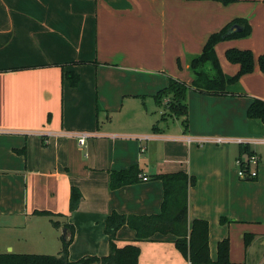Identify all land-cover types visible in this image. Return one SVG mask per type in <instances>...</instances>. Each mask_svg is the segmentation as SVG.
Instances as JSON below:
<instances>
[{
	"label": "crops",
	"instance_id": "crops-1",
	"mask_svg": "<svg viewBox=\"0 0 264 264\" xmlns=\"http://www.w3.org/2000/svg\"><path fill=\"white\" fill-rule=\"evenodd\" d=\"M237 17L246 19L249 34L219 41L214 50L226 77L239 65L225 50H251L252 71L226 84L222 95L189 87L187 127L169 139L185 146V158L156 171L140 167L146 180L110 189L108 170L125 168L129 143L147 134L105 131L112 128L107 119L129 112L126 102L153 96L170 76L190 85L188 57ZM262 54L264 0H0V253L56 254L64 228L52 224L57 220L73 226L69 259L106 255V216L158 212L162 186L151 175L184 170L196 176L188 226L194 218L208 221L210 258L228 237L229 264H264V143H249L258 157L254 179L241 178L235 162L238 139L264 138V122L246 114L254 97L264 100ZM67 71L78 73L76 85ZM136 105L133 113L146 121V109ZM81 132L89 134L83 145ZM188 136L204 142L188 144ZM71 186L81 192L73 211ZM245 233L253 235L247 245ZM116 237L117 246H139L138 264H190L171 234L134 241V230L122 225Z\"/></svg>",
	"mask_w": 264,
	"mask_h": 264
},
{
	"label": "trees",
	"instance_id": "trees-1",
	"mask_svg": "<svg viewBox=\"0 0 264 264\" xmlns=\"http://www.w3.org/2000/svg\"><path fill=\"white\" fill-rule=\"evenodd\" d=\"M227 3L231 0H221ZM233 24H239L240 31L225 34ZM250 32V25L245 18L232 19L221 29L212 32L205 40L201 51L188 57V68L192 74L190 85L176 77H168L166 86L158 89L153 95L155 103L163 107L168 116L182 117L183 128L187 127L188 106L186 93L189 87L209 94H225V86L236 81L240 75L252 71L254 57L249 49L228 48L225 56L228 61L238 63V71L231 77H226L218 63L214 46L219 41L243 37ZM260 69L264 72V54L258 57ZM71 85H76L79 76L74 71L65 72ZM165 100V101H164ZM246 114L249 118H257L264 122V100L254 97L249 103ZM164 118V115H162ZM156 129V127H154ZM236 159L240 161L239 167L247 171L248 165L244 156L253 154L248 143H239ZM24 152V149H16ZM109 188L116 189L123 185L140 181L141 169L137 164L120 169H109ZM162 186V199L158 212L144 214H125L112 210L105 218L104 232L108 239V253L106 255H83L75 260L68 258V247L73 238V226L69 223L60 224L52 220L56 227L63 225L66 235L62 238L61 248L56 254L45 253H14L1 252L0 264H138L140 248L136 243L123 246L116 244V231L126 225L135 232L134 241L155 240V235H173L176 249L190 264H229V240L224 237L217 241L216 257L212 260L208 247V221L203 218H194L188 226L187 204L188 188L196 183V176L184 170L160 172L151 175ZM245 178V177H244ZM246 179H254L246 176ZM81 192L76 186L70 188L69 210L77 208ZM36 213L54 216L47 210H34ZM219 221L224 223L227 218L221 216ZM253 235L244 234V244L247 245Z\"/></svg>",
	"mask_w": 264,
	"mask_h": 264
},
{
	"label": "rangeland",
	"instance_id": "rangeland-1",
	"mask_svg": "<svg viewBox=\"0 0 264 264\" xmlns=\"http://www.w3.org/2000/svg\"><path fill=\"white\" fill-rule=\"evenodd\" d=\"M149 95L150 94H145V101L136 99V102H126L125 106H131L128 107L129 112L125 110L120 116H113L105 122V124L108 123L112 127L105 131L114 133L121 132L132 135H148L147 140H139L136 138L137 143H129L130 147H127L129 148L128 159H130L129 161L131 162L123 164L126 167L131 164H137L144 172L156 171L157 168L165 167V165L170 164L169 162L171 161L185 158L183 155L185 146H183V144H175V141L169 140L170 137L181 132V118L168 116L163 107L157 105L153 96ZM137 103L146 109L148 115L146 121H143V115L138 114L135 116L133 113L132 108L137 106ZM162 115H164V118ZM154 127H156V129ZM148 142V147H144ZM186 144L185 142V145ZM236 170L238 171L237 165Z\"/></svg>",
	"mask_w": 264,
	"mask_h": 264
},
{
	"label": "built area",
	"instance_id": "built-area-1",
	"mask_svg": "<svg viewBox=\"0 0 264 264\" xmlns=\"http://www.w3.org/2000/svg\"><path fill=\"white\" fill-rule=\"evenodd\" d=\"M89 136L88 133L86 132H81L79 134H77V142L79 145H83L85 143V140L86 138ZM139 139H142V140H147L148 139V136L147 135H143V136H140ZM228 139L227 138H222V137H216L213 139V142H216V143H222V142H227ZM186 142L189 144L191 142H204V140H198V139H193L192 137H186ZM250 142H254V143H264V138H256V139H253V140H241V139H238L237 140V143H250ZM244 159L247 161V165L249 166L247 171H243L239 165H240V161L238 159L235 160L236 162V165L238 167V175L241 177V178H246L247 177H250V178H254L256 177L257 175V164H258V157L253 153L252 155H250L249 157H246L244 156ZM143 180H146L147 177L146 176H142L141 177Z\"/></svg>",
	"mask_w": 264,
	"mask_h": 264
},
{
	"label": "water",
	"instance_id": "water-1",
	"mask_svg": "<svg viewBox=\"0 0 264 264\" xmlns=\"http://www.w3.org/2000/svg\"><path fill=\"white\" fill-rule=\"evenodd\" d=\"M241 28H242V27H241L239 24H233V25H231V26L228 28V30L226 31L225 34L232 33V32H236V31H240ZM65 235H66V229L63 228V230H62V238H64Z\"/></svg>",
	"mask_w": 264,
	"mask_h": 264
}]
</instances>
